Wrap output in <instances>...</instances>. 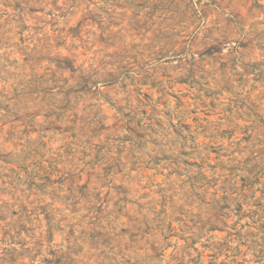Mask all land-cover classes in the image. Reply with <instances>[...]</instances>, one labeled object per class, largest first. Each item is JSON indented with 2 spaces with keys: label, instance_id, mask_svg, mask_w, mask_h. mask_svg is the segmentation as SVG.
<instances>
[{
  "label": "rangeland",
  "instance_id": "obj_1",
  "mask_svg": "<svg viewBox=\"0 0 264 264\" xmlns=\"http://www.w3.org/2000/svg\"><path fill=\"white\" fill-rule=\"evenodd\" d=\"M0 264H264V0H0Z\"/></svg>",
  "mask_w": 264,
  "mask_h": 264
}]
</instances>
